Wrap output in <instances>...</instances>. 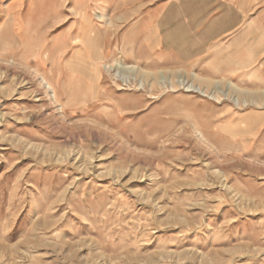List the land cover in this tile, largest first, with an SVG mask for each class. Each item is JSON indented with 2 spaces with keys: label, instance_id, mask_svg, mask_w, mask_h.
<instances>
[{
  "label": "rangeland",
  "instance_id": "obj_1",
  "mask_svg": "<svg viewBox=\"0 0 264 264\" xmlns=\"http://www.w3.org/2000/svg\"><path fill=\"white\" fill-rule=\"evenodd\" d=\"M184 6L0 0V264H264V75Z\"/></svg>",
  "mask_w": 264,
  "mask_h": 264
},
{
  "label": "crops",
  "instance_id": "obj_2",
  "mask_svg": "<svg viewBox=\"0 0 264 264\" xmlns=\"http://www.w3.org/2000/svg\"><path fill=\"white\" fill-rule=\"evenodd\" d=\"M182 1L185 5H192L194 11L190 13L186 6L179 9L178 24H183L185 28V18H189L188 21L194 25V41L205 44L225 41L227 48L239 45L245 47L251 43L259 60L258 72L264 75V0ZM165 17L159 19L158 25L171 18Z\"/></svg>",
  "mask_w": 264,
  "mask_h": 264
},
{
  "label": "bare ground",
  "instance_id": "obj_3",
  "mask_svg": "<svg viewBox=\"0 0 264 264\" xmlns=\"http://www.w3.org/2000/svg\"><path fill=\"white\" fill-rule=\"evenodd\" d=\"M118 1V0H117ZM82 10V9H81ZM86 10H87V6H86ZM81 12H84V11H81ZM186 12V11H185ZM170 13V12H169ZM168 13V14H169ZM191 13V12H190ZM174 14H175V10L174 11H172V14H171V17L172 16H174ZM81 16V15H80ZM99 17V16H98ZM101 17V16H100ZM163 19V18H162ZM226 20V19H225ZM95 35V34H94ZM91 36H92V34H91ZM45 80V79H44ZM49 85V84H48ZM48 87V86H47ZM51 87V86H50ZM53 93V92H52Z\"/></svg>",
  "mask_w": 264,
  "mask_h": 264
}]
</instances>
